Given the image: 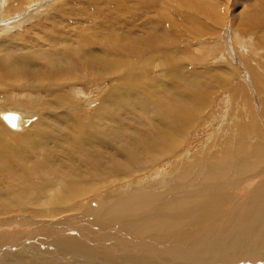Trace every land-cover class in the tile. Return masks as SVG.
Listing matches in <instances>:
<instances>
[{"label": "bare ground", "instance_id": "bare-ground-1", "mask_svg": "<svg viewBox=\"0 0 264 264\" xmlns=\"http://www.w3.org/2000/svg\"><path fill=\"white\" fill-rule=\"evenodd\" d=\"M177 1L192 11L148 21L116 8L110 26L91 22L93 13L81 20L85 28L58 26L65 17L53 14L59 29L44 39L38 29L35 38L0 40V247L9 242L0 264L13 263L6 261L13 252L28 264H81L88 257L78 251L57 252L73 247L91 255L94 248L152 251L182 264L264 263V66L253 62L260 43L246 46L236 35L242 51L228 47L221 70L207 60L214 45L193 44L216 35L211 23L225 25L220 6ZM7 16L0 10L2 31L35 14ZM240 19L238 32H252V19L250 29ZM258 30L264 39V24ZM235 63L262 96L260 112L244 98L243 81L232 82L240 74ZM222 93L227 110L217 115ZM10 112L16 126L5 119ZM168 239L180 246L156 245ZM168 250L190 256L180 261Z\"/></svg>", "mask_w": 264, "mask_h": 264}, {"label": "rangeland", "instance_id": "rangeland-1", "mask_svg": "<svg viewBox=\"0 0 264 264\" xmlns=\"http://www.w3.org/2000/svg\"><path fill=\"white\" fill-rule=\"evenodd\" d=\"M50 1L52 3H50V5H49L48 2H50ZM131 1H132V4L130 3ZM168 1L165 4L166 1H163V0H160V1L159 0H141L140 4H142V5L143 4H147V5L150 6V10L148 12H146L145 11V7L139 6V5L136 4L137 0H113V2L111 0H55V1L54 0H8L6 2V6L4 7V9H1L0 8V10H4V11H6V13H9V16H7V18H6L7 19L6 22L9 21L8 18H10V19L18 18L19 16H22L23 14L29 12L30 10H32L34 12L35 16H31L30 19H29L30 21L27 20L25 23L22 22L20 28L19 27L18 28H11L10 30L8 29V30L2 31L1 30L2 27L0 25V40L1 39H4L5 37H8V36H16V35H18L17 37H23L21 40H24V37H25V39L28 38V37L35 38L36 37V34L35 33L38 31V29H39L40 32L38 31L39 34L38 33L37 34L44 39V37H46V34H48V33L49 34H52V33L54 34V32H55L54 30H58L59 29L57 27L55 28V27L51 26V24H52V22H51L52 21L51 16L53 17V14L60 15V13H62L64 15L65 19L67 18L66 20L65 19L58 20V22H59L58 23V26H60V24H61L62 26L65 25V27H71V26H75L76 27V25L79 24L78 25V28L80 26H82V27L85 28L87 26H90V24H87L86 21H81V20L86 19L88 16H91V14H93V13H94L95 18L91 22H93L94 24L97 22L99 25H103V26H107L106 23H108V25L110 26L111 25V22H114L115 19H117V17H116L117 16V9L116 8H118V9L119 8H121V9H124L125 8L124 10H121L122 13H125L128 9H130V10H128L129 13L126 14V16H125V18H127V19H129V18H131V17H133L135 15L138 16V14H139V16H143V15L146 14L145 15L146 16V20H148V21H150V19L154 21L156 17H158L159 19L171 18V17H173V15H172L173 12H174L173 14L175 15V13H178V11H181V12H183V11L184 12L192 11L191 8L187 7L186 5L180 3L177 0H168ZM173 1H174V3H173ZM211 1H213L214 3H216V4H218L220 6L219 7V10L222 12V15L225 16V20H226L225 25H222L223 24L222 23L221 26H219V25L218 26H215L214 23H211L210 25L212 27L214 26L215 29L217 30L216 35H212V36H209V37L204 38V39H201V40H199V38H198V41L194 42L193 44L194 45H198L199 43H203L204 45H208V44H210V45L212 44V46L214 45L213 46L214 47V50L217 48V50H215L217 53H215V55H213V56H210V58L207 59V60H208V63H210V64L221 65L220 68L222 70V69H224V68H222L223 63H220L219 61H221V59L225 57V60L223 59L224 62L225 61L226 62L227 61L230 62V60L228 58V56L230 55V53H228V52L230 51V49L233 50L232 49V46L233 45L234 46L236 45L235 46L236 47V50L234 52L232 51V53H235L236 54L240 50L242 51V47L244 46L245 43H247L246 46H251V45H255V43H260V46L259 47H261V48L257 49L258 52L260 51V58H258V59L256 58L253 62H254V65L255 66L257 65L256 67L263 68V66H264V62H263L264 61V50H262V49H264V44L262 45L261 40L264 43V39H261L260 40V38H261L260 33L263 34V30L261 32H259L258 27L260 25L264 24V20L262 18V16L264 17V14H263L264 11L263 12L261 11L262 12L261 13L260 11H257V8H261V7H259L261 5V3H263L262 5H264V0H259L260 2H258V0H254V3H253V0H211ZM92 2H96V3L93 5ZM90 3H91L92 6L90 5ZM129 3H130V6H129ZM104 4L106 5V9L103 8V5ZM249 4H250V6H249ZM170 5H172V7ZM252 6H255V8H253ZM256 6H257V8H256ZM45 7L46 8L48 7V8L45 10L44 9ZM64 7H66L67 9L64 8ZM180 7H181V9H180ZM72 9H74V11H72ZM141 9H142L143 12L141 11ZM252 9H254V11ZM83 10H86L87 16L84 15ZM137 10L138 11H141V14H140V12L137 13L138 12ZM241 10H243V11H241ZM134 11H136V12H134ZM132 12H134V14H132ZM247 12H249V13H247ZM252 12L254 14H252ZM258 12H260V14H263V15L257 14ZM78 13H80V14L78 15ZM238 13H240V14H238ZM244 13H246V14H244ZM169 14L171 15V17H170ZM259 15H260V17H259ZM97 16L100 17L99 20H102V21H97ZM152 17H154V18H152ZM242 17H243L242 20L245 22V24L246 25L248 24L247 25L248 28H249V25H251V23H252V25L250 26L251 29L249 28L250 30H252V32H249V33H248V31H246L244 33H239L238 32L239 31L238 30V26L240 25L239 23L241 22L240 21L241 20L240 18H242ZM250 18L254 22H252ZM246 19H248L247 22H246ZM205 21H206V23H208V22H210V19L207 18V19H205ZM250 21H251V23H250ZM140 22H141V20L138 19L137 24L140 25L139 24ZM168 22H169V24H173L171 21H168ZM53 23H55V22H53ZM121 23H123V22H121ZM233 24H234L235 27L233 26ZM48 26H50V27H48ZM52 27L55 28V29L52 30L51 29ZM231 28L232 29H235V31H233ZM239 28H240V26H239ZM72 29H73L74 32L76 31V29L74 27ZM81 29H83V28H81ZM46 31H47V33H46ZM52 31H54V32H52ZM242 34H244V35L242 36ZM236 35L238 37L240 36L241 38L243 37V39L246 38V40H248V41L246 42V40H244V44H241L240 45L239 42L235 39V38H237ZM258 35H259V37H257ZM224 36L225 37L226 36H229L228 40H226V41L224 40L223 41V37ZM190 38L193 39L194 37L191 36ZM188 39H189V37H188ZM228 47L230 49H227ZM262 55H263V57H262ZM237 60L239 61V59H237ZM194 63H195V65H198L199 64L197 62H194ZM235 65L236 66L238 65V67H241L243 69V67L241 65H239L238 63H235ZM236 66H235V69L236 70H239L238 72H240V74L238 73L237 74L238 76H236V77L233 76L232 79H231L232 82L235 83L236 81H239V80L243 81V83L245 84V89H246L245 90L246 92L244 93V98L247 99L248 101L250 100L252 107L253 108H256L255 109L256 111L260 112L261 111L260 102H261L262 96L259 97L258 93H256L255 86L253 87V85L251 83V80H250V78L248 76L249 71L247 70V72H248L247 73L245 71V69L241 70L240 68H237ZM243 72H245V73H243ZM243 78H246L247 83H246L245 80H243ZM104 83L106 84V82H104ZM80 86H82V85L78 84L75 87L79 88ZM93 94L90 93L88 95V98L90 97V95H91V97H93L94 96ZM217 100L215 101V107H216V110H217L216 113H217V115H220V113H222L221 111H226L227 110L226 95L224 93H222L218 97ZM258 100H259V102H258ZM5 101H6V99H5V93H4V91L0 90V106L1 105H5V103H4ZM218 109H219V111H218ZM208 112H209V110L206 111V114H209ZM206 114L204 112L203 117ZM211 114H213V112H211L209 115H211ZM207 117H205V118H207ZM257 118H258V116H257ZM258 119H260L262 121L261 124H262V126L264 128V117L263 118H260L259 117ZM199 120H203V119L200 118ZM33 121H35V120L32 118V122ZM226 123L228 124L229 123V120L226 121ZM206 130L207 129L205 127H202V125H200V128H199L200 133L201 132H205ZM201 140H203V138H201ZM24 234H25V232L24 231H21L20 233H18V235L16 237L23 238ZM142 237L149 239L148 237H145V236H142V235H137L136 236V238L138 240H140V238H142ZM13 238H14L13 236H9L4 241H8V240H11L12 241ZM99 241L100 242H98V241L96 242L98 246H100L101 243L105 241V239H103L101 237ZM161 241L162 240H160L159 242L156 241V245H161L162 244L163 246H167L166 245V243H167L169 245L174 244L175 246H178V247L180 246V244L174 242L173 240H169L168 239V240H165V241H162V242ZM8 243H6V244H8ZM6 244L4 246H6ZM154 245H155V243H154ZM4 246H2V247H4ZM2 247H0V249ZM184 247L187 248L186 244H185ZM94 249H96L97 251H94L95 253L93 252L92 255L90 253L86 252V251L77 250L74 247L73 248H67L66 250H61L60 252L57 250V252L59 253V255H61L60 253H62V255H64L63 254L64 252H66L65 254H68V252H71V253L72 252L73 253H78L79 252V254H82V256L84 255L85 257H88V258H85L82 262H80L81 264H88V263L89 264H91V263L92 264H105V263H107V264H115V263H118V264H176V263L177 264H182V263L178 262L179 259H176L175 260L176 263H175V262L172 261V259L169 258V256H162L161 257V255H159V254H157L155 252H152V251L147 252V253L146 252L143 253L141 251H138L137 253L136 252L133 253V252L130 251V253H129V250H127V252H126V250L124 248H117V249L112 248V249H108V250H106L104 248H100V250H98L99 248H94ZM67 250H68V252H67ZM168 251L170 252V253L168 252L170 255H172V253H174V254L177 253L175 251L172 252L171 250H168ZM20 254H21V257L20 256L17 257V255H20ZM37 254L38 253H36V255ZM102 254L104 255V257H102ZM149 254H150V256H149ZM177 254L180 256V261H183L184 259H187V256L188 257L190 256V255H185V256L184 255H181V253L179 254V252ZM26 255L29 257V254L28 253H26ZM32 255H34V254H32ZM39 255H41V254H38V256ZM157 255H158V258H156ZM152 256H153V258H152ZM12 257H13L12 259L10 257L11 260L9 258H7V260H6L8 263L13 262V263H10V264H16L17 262H18L17 264H23V262H24V264H28L26 261H23V259H22V253L13 252L12 253ZM107 257H110L111 258V261L107 260ZM139 257H140L141 260L142 259L143 260L142 261L139 260ZM8 259L10 261H8ZM15 259H17V261H14ZM88 259L89 260L92 259L93 261L90 263ZM168 260H170V261H168ZM192 260H194V259H192ZM95 261H96V263H95ZM61 262H62V260H61ZM84 262H86V263H84ZM170 262H172V263H170ZM191 264H193V263H191ZM195 264H200V263L197 262Z\"/></svg>", "mask_w": 264, "mask_h": 264}, {"label": "water", "instance_id": "water-1", "mask_svg": "<svg viewBox=\"0 0 264 264\" xmlns=\"http://www.w3.org/2000/svg\"><path fill=\"white\" fill-rule=\"evenodd\" d=\"M5 119L11 126L17 125V120H18L17 114L10 112L5 116Z\"/></svg>", "mask_w": 264, "mask_h": 264}]
</instances>
